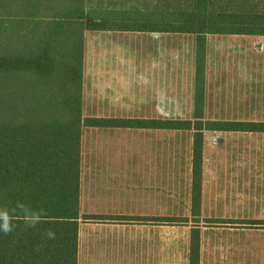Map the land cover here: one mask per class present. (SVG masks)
Returning <instances> with one entry per match:
<instances>
[{
  "label": "crops",
  "instance_id": "obj_1",
  "mask_svg": "<svg viewBox=\"0 0 264 264\" xmlns=\"http://www.w3.org/2000/svg\"><path fill=\"white\" fill-rule=\"evenodd\" d=\"M81 106L76 264H190L194 230L199 264H264V130L232 126L264 125V36L85 31ZM196 106L231 126L201 131L193 226L197 131L159 123Z\"/></svg>",
  "mask_w": 264,
  "mask_h": 264
},
{
  "label": "trees",
  "instance_id": "obj_2",
  "mask_svg": "<svg viewBox=\"0 0 264 264\" xmlns=\"http://www.w3.org/2000/svg\"><path fill=\"white\" fill-rule=\"evenodd\" d=\"M104 2L140 5L139 10L101 17L121 15L140 25L100 26L89 15ZM112 29L198 38L264 36V0H0V209L8 211L11 223V231L0 229V264H76L80 133L84 123L93 124L82 117L83 34ZM202 107L196 106L194 124L159 123L164 129L197 131L193 224L200 219L201 131L231 126L203 122ZM232 126L264 130V125L250 123ZM19 206L28 209L35 221L30 222ZM164 222L188 221L166 218ZM190 264H199L198 230L191 236Z\"/></svg>",
  "mask_w": 264,
  "mask_h": 264
},
{
  "label": "rangeland",
  "instance_id": "obj_3",
  "mask_svg": "<svg viewBox=\"0 0 264 264\" xmlns=\"http://www.w3.org/2000/svg\"><path fill=\"white\" fill-rule=\"evenodd\" d=\"M109 4H111V5H109ZM99 6H101V7H99ZM130 6H132L131 3L126 4V5H117V4H114V3L105 4V2H104L102 5L95 6L94 9H95L96 12L94 13V11L92 12V10H91V14L89 16L94 21H96L97 24H99L102 27H108V28H132V27H135V26H139L140 24L138 25V23H135L132 19L125 20V19L121 18L120 17L121 15H119L118 17H113V18H109V19H105V20H103L101 18V17H105L109 12L121 13L123 11H128V10H131V9H137V8L140 7V5H136L137 8H133V7H130ZM137 10H139V9H137ZM140 10H143V9H140ZM121 19H123V20H121ZM100 20H103V22L100 21ZM193 226H194V224H193Z\"/></svg>",
  "mask_w": 264,
  "mask_h": 264
},
{
  "label": "clouds",
  "instance_id": "obj_4",
  "mask_svg": "<svg viewBox=\"0 0 264 264\" xmlns=\"http://www.w3.org/2000/svg\"><path fill=\"white\" fill-rule=\"evenodd\" d=\"M21 207V210L25 215L29 217L30 222H34L36 217L29 213L28 209ZM0 229H2L5 233L11 231V223H10V216L6 209H0ZM52 233H49V236L52 237Z\"/></svg>",
  "mask_w": 264,
  "mask_h": 264
}]
</instances>
